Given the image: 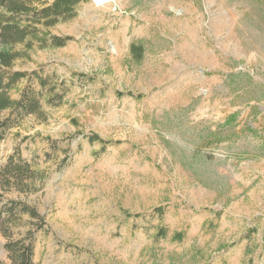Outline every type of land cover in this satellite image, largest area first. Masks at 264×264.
<instances>
[{
  "label": "rangeland",
  "instance_id": "rangeland-1",
  "mask_svg": "<svg viewBox=\"0 0 264 264\" xmlns=\"http://www.w3.org/2000/svg\"><path fill=\"white\" fill-rule=\"evenodd\" d=\"M38 28L10 95L43 114L0 141L44 174L8 193L43 216L14 231L33 264H264V0H82Z\"/></svg>",
  "mask_w": 264,
  "mask_h": 264
},
{
  "label": "trees",
  "instance_id": "trees-1",
  "mask_svg": "<svg viewBox=\"0 0 264 264\" xmlns=\"http://www.w3.org/2000/svg\"><path fill=\"white\" fill-rule=\"evenodd\" d=\"M82 0H0V141L8 129L13 127L23 113L43 114L42 102L33 90H24L19 100H13L11 89L26 76V72L12 70L14 62L21 54L13 47L25 42L29 36H36L38 26L55 25L76 15L77 5ZM52 44L63 46L70 37L52 36ZM131 50L138 58L143 56L142 47L136 44ZM42 83L45 82L41 79ZM9 110L7 113L4 111ZM42 171L35 169L22 156L9 155L5 163H0V227L8 236L6 249L10 264H33L34 242L32 231L23 237H15L23 215L43 220L36 207L27 200L8 196L11 191L19 194L36 190L37 180L43 181ZM0 264H6L0 259Z\"/></svg>",
  "mask_w": 264,
  "mask_h": 264
},
{
  "label": "bare ground",
  "instance_id": "bare-ground-1",
  "mask_svg": "<svg viewBox=\"0 0 264 264\" xmlns=\"http://www.w3.org/2000/svg\"><path fill=\"white\" fill-rule=\"evenodd\" d=\"M111 1L112 0H101V3L108 5L109 3H111Z\"/></svg>",
  "mask_w": 264,
  "mask_h": 264
}]
</instances>
